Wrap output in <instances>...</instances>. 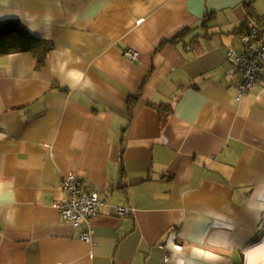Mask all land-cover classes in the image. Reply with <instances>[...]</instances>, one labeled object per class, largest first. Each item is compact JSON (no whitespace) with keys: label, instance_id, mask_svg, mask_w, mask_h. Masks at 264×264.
<instances>
[{"label":"crops","instance_id":"crops-1","mask_svg":"<svg viewBox=\"0 0 264 264\" xmlns=\"http://www.w3.org/2000/svg\"><path fill=\"white\" fill-rule=\"evenodd\" d=\"M9 19L52 51L0 56V264H264V71L241 96L228 56L264 0H0ZM70 173L104 202L91 243L57 209Z\"/></svg>","mask_w":264,"mask_h":264},{"label":"built area","instance_id":"built-area-1","mask_svg":"<svg viewBox=\"0 0 264 264\" xmlns=\"http://www.w3.org/2000/svg\"><path fill=\"white\" fill-rule=\"evenodd\" d=\"M242 39L244 51L242 53L230 51L228 56L234 60L240 78V94L244 96L248 91L255 89L264 71V27L259 21L253 20ZM126 55L133 61L138 58V53L133 50L127 51ZM62 188L66 198L57 204V209L65 220L72 223L74 229L84 223L86 229L80 239L91 243L94 235L92 221L98 216L104 202L96 192L84 189L74 173L63 178ZM131 211L130 208L117 209L121 216L128 215Z\"/></svg>","mask_w":264,"mask_h":264},{"label":"trees","instance_id":"trees-1","mask_svg":"<svg viewBox=\"0 0 264 264\" xmlns=\"http://www.w3.org/2000/svg\"><path fill=\"white\" fill-rule=\"evenodd\" d=\"M51 51L52 45L49 42L36 37L19 20L9 19L0 22V56L33 52L37 56V63L41 65Z\"/></svg>","mask_w":264,"mask_h":264},{"label":"clouds","instance_id":"clouds-1","mask_svg":"<svg viewBox=\"0 0 264 264\" xmlns=\"http://www.w3.org/2000/svg\"><path fill=\"white\" fill-rule=\"evenodd\" d=\"M7 219V218H6Z\"/></svg>","mask_w":264,"mask_h":264}]
</instances>
